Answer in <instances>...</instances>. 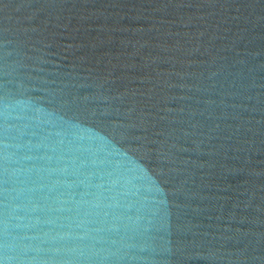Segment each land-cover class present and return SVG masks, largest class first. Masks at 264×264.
<instances>
[{"label":"water","instance_id":"obj_1","mask_svg":"<svg viewBox=\"0 0 264 264\" xmlns=\"http://www.w3.org/2000/svg\"><path fill=\"white\" fill-rule=\"evenodd\" d=\"M0 264H264V0H0Z\"/></svg>","mask_w":264,"mask_h":264}]
</instances>
